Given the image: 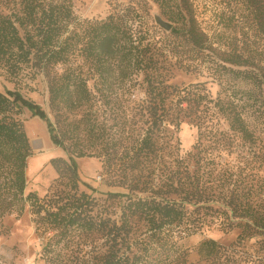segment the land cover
Masks as SVG:
<instances>
[{
	"label": "trees",
	"instance_id": "trees-1",
	"mask_svg": "<svg viewBox=\"0 0 264 264\" xmlns=\"http://www.w3.org/2000/svg\"><path fill=\"white\" fill-rule=\"evenodd\" d=\"M153 1L171 19L177 14L190 51H213L219 85L231 74L258 94L242 97L220 86L211 95L203 82L169 83L160 70L166 54L163 61L159 38L132 33L118 9L101 20L79 21L72 0H0V74L8 81L43 78L51 107L73 96L72 107L91 105L87 78L79 74L80 64H72L76 44L86 40L81 54L98 76L103 65L119 60L142 76L144 92L143 99L122 109L123 128L102 141L97 155L104 159L102 170H108L107 185L126 192H106L98 200L80 189L81 184L90 189L80 182L76 165L84 152L66 144L38 104L17 89L0 90V217L28 204L35 230L47 234L44 264H194L178 242L216 229L237 234L228 244L203 238L196 248L198 263L264 264V144L259 146L246 119L250 97L257 98L254 108L264 111V65L256 51L232 41L238 29L254 40L264 38V0H234L225 29L214 35L220 40L230 30L224 47L208 41L191 0ZM23 110L45 119L51 140L68 156L49 160L57 178L42 198L26 192L31 146L20 119ZM183 121L196 128L197 138L181 154L176 133ZM96 236L101 246L80 256L78 244L92 245Z\"/></svg>",
	"mask_w": 264,
	"mask_h": 264
},
{
	"label": "rangeland",
	"instance_id": "rangeland-1",
	"mask_svg": "<svg viewBox=\"0 0 264 264\" xmlns=\"http://www.w3.org/2000/svg\"><path fill=\"white\" fill-rule=\"evenodd\" d=\"M191 2L198 25L208 35V41H213V47H224L223 44L226 45V41H229L230 30H224L226 34L220 40H218L219 36L214 35L221 28L225 29L223 21L226 20L227 16H232L233 11L230 6L234 0H191ZM72 3L73 11L78 16L79 21L86 19L101 20L109 12L118 9L119 14L124 15L128 25H131L132 33L142 32L147 38L146 40L159 38L158 46L164 50L163 61L166 54V61L163 62L160 70L168 77V82L171 84L181 86L203 82L211 95H216L220 86H224L228 91H235L238 96L242 97L258 94V92L254 93L255 90L248 81L232 79L231 74H228L224 79L223 84L225 85H219V68L216 67L218 58L215 57L213 51L205 50L200 55L190 51V46L187 45L181 32H179L180 21L177 14L171 13V16L175 18L171 19L167 13L160 10L153 0H72ZM156 16L170 22L171 28L176 29L178 33L161 28L155 22ZM236 20V17L232 19L234 24H236ZM232 41L239 48L244 47L249 52L256 51L260 64L264 65V38L254 40L238 29L236 34L233 33ZM85 42L86 40H83L76 44V61H74L75 64L74 62L72 64L73 67L80 64L78 65V68H81L79 74L83 78H87V85L92 92L91 105L72 107L69 100L73 101V96V98L65 100L66 103L60 102L56 108L51 107L46 82L40 77H37L36 80L23 78L21 84L15 85L14 82L8 81L0 74V90L17 89L25 98L38 104L46 111L49 120L60 134H64L66 144L73 145L84 152L86 156L76 158V165L80 182L86 183L90 189L83 184L80 185V189L99 200L104 198L106 192H126L122 186L107 185L105 181L108 170H102L104 159L97 155L100 149H104L101 148L103 147L102 141L109 139L110 136H117L123 128L124 123L121 122L122 109H129L135 101L143 99L144 92L142 91V76L137 71L131 73L125 68L126 65L119 60H116L115 65H108V63L103 65L104 71L98 76L94 72V63L88 60L87 62L84 61L81 54ZM187 65L191 66L190 69L187 68ZM255 101L257 98L252 97L246 101L248 104L246 119L250 122L254 134L259 137V146H262L264 144V111L263 109L257 111L254 108L256 106ZM20 119L31 146V155L28 158L25 171L26 192L34 191L39 198H42L57 178V173L50 165L49 160L53 157L67 158L68 156L51 140L48 126L43 117L37 114L33 115L29 110H23ZM92 125H95V128L88 132ZM95 131H99V134L95 135ZM101 136L103 137L101 138ZM176 137H178L179 152L183 154L195 142L197 138L196 128L187 121H183ZM35 219L28 204L22 210L19 206L10 214L0 217V256L7 264H44L41 255H43L42 247L47 234L41 236L37 233ZM236 234L237 231L223 233L217 229L209 230L187 236L181 239L178 245L180 250L188 252L187 258L190 262L201 264L198 263L196 248L203 238L210 237L222 244H228ZM101 244L102 239L99 236L94 238L92 245L91 243H87V245L78 244L81 249L80 256L83 253L82 250H90L91 247H98ZM62 258L65 262L66 255L63 254ZM67 264L69 263L67 262Z\"/></svg>",
	"mask_w": 264,
	"mask_h": 264
},
{
	"label": "water",
	"instance_id": "water-1",
	"mask_svg": "<svg viewBox=\"0 0 264 264\" xmlns=\"http://www.w3.org/2000/svg\"><path fill=\"white\" fill-rule=\"evenodd\" d=\"M155 22L161 27V28H165L166 30H170L171 28V23L166 21V20H162L159 16L155 17Z\"/></svg>",
	"mask_w": 264,
	"mask_h": 264
},
{
	"label": "built area",
	"instance_id": "built-area-1",
	"mask_svg": "<svg viewBox=\"0 0 264 264\" xmlns=\"http://www.w3.org/2000/svg\"><path fill=\"white\" fill-rule=\"evenodd\" d=\"M0 264H6L5 260L0 256Z\"/></svg>",
	"mask_w": 264,
	"mask_h": 264
},
{
	"label": "crops",
	"instance_id": "crops-1",
	"mask_svg": "<svg viewBox=\"0 0 264 264\" xmlns=\"http://www.w3.org/2000/svg\"><path fill=\"white\" fill-rule=\"evenodd\" d=\"M7 264V263H6Z\"/></svg>",
	"mask_w": 264,
	"mask_h": 264
}]
</instances>
